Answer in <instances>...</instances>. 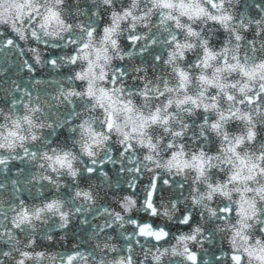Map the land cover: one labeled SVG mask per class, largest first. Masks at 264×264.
I'll use <instances>...</instances> for the list:
<instances>
[{
	"label": "snow or ice",
	"instance_id": "6c2138e0",
	"mask_svg": "<svg viewBox=\"0 0 264 264\" xmlns=\"http://www.w3.org/2000/svg\"><path fill=\"white\" fill-rule=\"evenodd\" d=\"M0 264H264V0H0Z\"/></svg>",
	"mask_w": 264,
	"mask_h": 264
}]
</instances>
